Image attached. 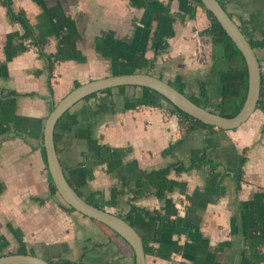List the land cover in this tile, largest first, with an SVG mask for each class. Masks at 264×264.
<instances>
[{"label":"crops","instance_id":"obj_1","mask_svg":"<svg viewBox=\"0 0 264 264\" xmlns=\"http://www.w3.org/2000/svg\"><path fill=\"white\" fill-rule=\"evenodd\" d=\"M218 2L247 40H263L264 0ZM12 7L25 13L43 52L60 58L50 74L0 6V256L14 245L45 261L134 264L119 237L50 195L44 123L75 84L106 77L181 76L195 96L200 84L215 88V52L200 34L209 26L205 10L199 0H12ZM254 52L263 68L264 47ZM155 101L142 88L112 89L65 113L54 137L67 181L112 215L123 218L130 206L148 212L132 219L155 251L145 264H264V113L236 130L184 134L178 116L163 101L150 106ZM201 157L200 168L170 173L178 187L165 199L154 196L150 172Z\"/></svg>","mask_w":264,"mask_h":264},{"label":"water","instance_id":"obj_2","mask_svg":"<svg viewBox=\"0 0 264 264\" xmlns=\"http://www.w3.org/2000/svg\"><path fill=\"white\" fill-rule=\"evenodd\" d=\"M199 3L206 11L212 14L227 37L240 52L245 62L247 91L245 101L234 117L224 118L216 113H212L205 108L195 105L167 82L149 74L136 73L106 77L79 85L51 109L43 127L42 148L44 150L46 168L57 195L74 212L106 227L119 237L131 250L134 257V264H145L146 256L144 254L141 237L124 219L88 204L68 183L55 147V126L63 115L80 101L105 90L119 87H135L153 91L191 119L221 131L236 130L245 124L256 111L260 93V66L255 52L218 0H199ZM0 264L49 263L30 254H10L0 256Z\"/></svg>","mask_w":264,"mask_h":264},{"label":"trees","instance_id":"obj_3","mask_svg":"<svg viewBox=\"0 0 264 264\" xmlns=\"http://www.w3.org/2000/svg\"><path fill=\"white\" fill-rule=\"evenodd\" d=\"M0 6L5 9L6 16L10 24L20 25V27L23 29V34L21 35L20 40L28 41L30 46L36 48L39 57L41 59L46 60L48 65V72L51 74L55 64L59 61L60 58L59 52H57L52 56L46 55L43 52L44 44L35 35L34 29L31 26L28 19L26 18L25 13L21 10L17 12L13 10L12 0H0ZM200 6L203 8L201 4ZM205 13L209 21V26L206 30H204L200 34L202 36H205L209 40L215 52V59L212 68L214 70L213 75H215V79H216V87L208 88L206 87L205 84H200L198 88V94L195 96V95H190L186 92V88L181 76H177L172 82H168V84L171 87H173L176 91L186 96L195 105L205 108L212 113H216L221 117L231 118L234 117L239 112L245 101V96L247 91V74L245 69V62L240 52L237 50V48L231 42V40L227 37V35L222 30V28L217 23V21L214 19L212 14L206 10ZM248 42L250 43V46L253 50L264 47V38L261 42H251L249 40ZM156 58H157V54H155L153 60L148 62V68H147L148 70H151L154 67ZM78 86L79 84H75V88ZM125 88H129V87H119L116 89L124 90ZM110 91H112V89L105 90L100 93H107ZM147 91L150 92L151 95L155 96L159 102L163 101L164 103H166L169 107L168 108L169 112L178 116L180 121V127L184 132V134L189 133L194 129H198V128L213 129V127L205 126L200 122L191 119L186 114L180 112L155 92L150 90ZM49 92L51 93V88H49ZM9 95H15V94L9 93ZM95 95L96 94L86 99L94 97ZM158 101L151 102L150 106L159 107ZM256 111H260L264 113V77L262 76V74H260V93H259V99H258ZM54 142L56 144L55 137H54ZM40 147H41L40 150H41L42 158L44 164L46 165L42 143ZM203 164H207V162L204 159V157H201L196 164H191L189 167H184L179 165L169 166L164 169L150 172L147 175L146 180L148 184L152 187L154 191V196L158 200H163L166 198L168 194L172 193L178 187V183L176 181L170 180L168 178L171 172L175 173L176 175H180L181 173H188L189 171L195 168H200V166ZM47 177H48V186H49L50 195L51 196L57 195V192L51 181L49 174L47 175ZM240 177L241 176H238V181H240ZM238 188H239V183L237 186V190ZM76 193L81 198H83L77 191ZM83 199L88 204L98 208L96 204L92 201V199L90 198H83ZM63 206L68 212H74L66 204L63 203ZM137 213H141L144 216L149 215L148 212L144 210L135 208L134 206H130L129 213L122 219H124L129 225L133 227L132 219L133 216ZM154 216H158V213L154 212ZM143 249L145 256L155 255L154 249L150 248L145 242H143ZM17 254L26 255L28 254V251L25 247H20L17 251ZM47 262L49 264H85L82 262H72L66 259H60L56 261L49 260Z\"/></svg>","mask_w":264,"mask_h":264},{"label":"rangeland","instance_id":"obj_4","mask_svg":"<svg viewBox=\"0 0 264 264\" xmlns=\"http://www.w3.org/2000/svg\"><path fill=\"white\" fill-rule=\"evenodd\" d=\"M221 5V4H220ZM58 196V195H57ZM59 198V197H58ZM57 198V200L58 201H61L62 202V200L61 199H58ZM55 199H56V197H55ZM85 218V217H84ZM87 221H89L92 225H94V226H97V227H99L100 229H104V230H108L107 228H105L104 226H102V225H100V224H98V223H96V222H94V221H92V220H90V219H88V218H85ZM108 232H110L109 230H108ZM17 251H18V249L17 248H14V245L11 247V249H9V250H7V253L8 254H15V253H17Z\"/></svg>","mask_w":264,"mask_h":264},{"label":"built area","instance_id":"obj_5","mask_svg":"<svg viewBox=\"0 0 264 264\" xmlns=\"http://www.w3.org/2000/svg\"><path fill=\"white\" fill-rule=\"evenodd\" d=\"M260 74H262V76L264 77V67L260 68Z\"/></svg>","mask_w":264,"mask_h":264}]
</instances>
